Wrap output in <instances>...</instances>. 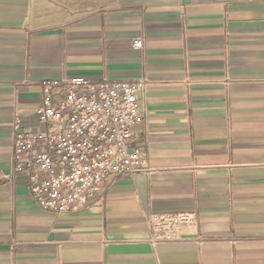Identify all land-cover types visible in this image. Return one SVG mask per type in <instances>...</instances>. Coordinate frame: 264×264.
Returning a JSON list of instances; mask_svg holds the SVG:
<instances>
[{"label": "crops", "instance_id": "obj_1", "mask_svg": "<svg viewBox=\"0 0 264 264\" xmlns=\"http://www.w3.org/2000/svg\"><path fill=\"white\" fill-rule=\"evenodd\" d=\"M75 76L148 83L151 172L58 215L13 174V126ZM177 214L152 247L146 218ZM0 264H264V0H0Z\"/></svg>", "mask_w": 264, "mask_h": 264}, {"label": "built area", "instance_id": "obj_2", "mask_svg": "<svg viewBox=\"0 0 264 264\" xmlns=\"http://www.w3.org/2000/svg\"><path fill=\"white\" fill-rule=\"evenodd\" d=\"M143 49L144 42H134ZM148 83L92 79L49 80L42 105L13 126L12 171L24 175L35 202L45 211L80 213L104 201V186L124 176L149 174L145 154L132 144V127L145 117ZM192 215L146 218L152 247L177 242Z\"/></svg>", "mask_w": 264, "mask_h": 264}]
</instances>
